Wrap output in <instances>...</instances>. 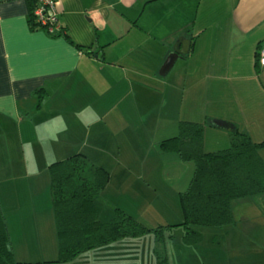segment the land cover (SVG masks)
I'll return each mask as SVG.
<instances>
[{
  "label": "crops",
  "instance_id": "1",
  "mask_svg": "<svg viewBox=\"0 0 264 264\" xmlns=\"http://www.w3.org/2000/svg\"><path fill=\"white\" fill-rule=\"evenodd\" d=\"M56 7L64 33L33 27L27 0H0V200L15 264H157L152 231L56 260L49 164L74 152L89 157V174L96 165L110 170L96 196L101 219L120 207L125 229L173 224L161 248L169 264H264V192L235 199L232 223L198 225L202 239L188 244L179 194L191 177L158 178L182 162L160 145L181 120L223 132L212 129L225 127L213 122L222 118L262 139L254 131L264 133V66L256 58L264 0H56ZM180 36L189 50L161 73ZM248 110L259 115L240 124L238 112ZM204 147L215 149L205 136ZM148 162L159 173H145Z\"/></svg>",
  "mask_w": 264,
  "mask_h": 264
},
{
  "label": "trees",
  "instance_id": "2",
  "mask_svg": "<svg viewBox=\"0 0 264 264\" xmlns=\"http://www.w3.org/2000/svg\"><path fill=\"white\" fill-rule=\"evenodd\" d=\"M27 1L32 26L47 29L36 18L35 9L40 1ZM63 28L60 22L59 29L52 33H64ZM263 41L258 43L257 59ZM43 92L38 90L41 97ZM204 130L203 121L181 120L178 133L164 138L160 144L163 149L177 151L181 159L194 162L195 169L189 184L179 194L183 215L181 224L185 228L182 239L188 244L202 239L203 232L198 225L224 226L232 223L235 220L232 208L235 199L264 192V158L259 151L264 146V138L255 140L236 126L232 129L231 143L212 150L204 147ZM89 163L84 152H74L49 164L58 236L56 260H70L86 249L150 231L165 247L166 228L173 224L125 229L123 220L127 213L120 207H116L110 219L99 217L96 196L109 183L111 174L103 165L94 166L92 174H89ZM155 252L157 264H169L164 249L155 247ZM19 262L11 246L10 230L0 200V264Z\"/></svg>",
  "mask_w": 264,
  "mask_h": 264
},
{
  "label": "rangeland",
  "instance_id": "3",
  "mask_svg": "<svg viewBox=\"0 0 264 264\" xmlns=\"http://www.w3.org/2000/svg\"><path fill=\"white\" fill-rule=\"evenodd\" d=\"M238 113H239V116H240V117H238V122L240 124H243L244 122H246L247 118H250V119L254 120L253 115L255 113L257 115H259V113L257 111H252V110H248L246 116L241 115L240 112H238ZM234 118L236 119V117H234ZM262 120H263V117L259 118V121H262ZM212 129H221V131H223V132H216L214 130L208 131L207 129L204 130L205 131L204 132V136L206 138V143H207V147L208 148L219 149V148L226 147V146H228L231 143L232 130H230L229 128H226V127H224V128H212ZM254 133H255L254 136H256L258 138H263L264 137V133H262V132L254 131ZM227 134H228V136H227ZM229 137H230V141H228V143H227V140H228ZM169 151H171L173 153H176L179 156V153L177 151H175V150H169ZM259 151H260L261 155L264 158V146H262L259 149ZM153 152L154 151H151L149 154H152ZM16 154H17V151H16ZM176 159H177V162L181 161L180 160L181 159L180 156L177 157ZM149 164L150 163L148 162L145 165V167H144L145 173H148V172L159 173L158 170L161 169V166L149 165ZM138 167H139V165H138ZM176 168H177V170H176ZM194 169H195V166H194V162L192 160H190V159L183 160L182 159V162L170 167L169 173H164L162 175H159L158 178H162V179L164 178V179H166V181H170L171 183L173 182V178H174V183H175V182H179V181L183 180V176H184V180L189 179L192 176V174L194 172ZM164 171L162 170V172H164ZM159 182L162 183V181H159ZM179 201H180V198H179ZM239 212H240L239 213V216H240V214H242L240 209H239ZM201 227H206V228H209V229H216V225H203ZM210 231L211 230H207L205 232L209 233ZM147 245H149V242L145 243V246H147ZM155 247H158L160 249L162 248V245H160V242L158 243L157 239H155L154 249H155ZM155 256H156V254H155Z\"/></svg>",
  "mask_w": 264,
  "mask_h": 264
},
{
  "label": "built area",
  "instance_id": "4",
  "mask_svg": "<svg viewBox=\"0 0 264 264\" xmlns=\"http://www.w3.org/2000/svg\"><path fill=\"white\" fill-rule=\"evenodd\" d=\"M40 3L35 9L37 21L40 25H45L47 30L53 32L60 27L56 0H39ZM258 59L264 64V41L259 47Z\"/></svg>",
  "mask_w": 264,
  "mask_h": 264
},
{
  "label": "water",
  "instance_id": "5",
  "mask_svg": "<svg viewBox=\"0 0 264 264\" xmlns=\"http://www.w3.org/2000/svg\"><path fill=\"white\" fill-rule=\"evenodd\" d=\"M189 42L190 39L187 37L180 36L179 39H177L172 51L169 53L162 68L160 69L161 73L166 72L183 52H187L189 50ZM213 122L219 127L225 126L231 129L234 127V124L232 122L222 118L213 119Z\"/></svg>",
  "mask_w": 264,
  "mask_h": 264
}]
</instances>
